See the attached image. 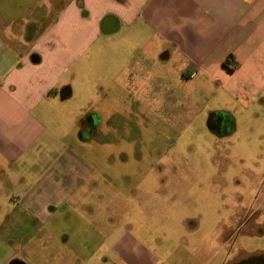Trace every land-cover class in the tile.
Listing matches in <instances>:
<instances>
[{
    "label": "crops",
    "instance_id": "0c3cea01",
    "mask_svg": "<svg viewBox=\"0 0 264 264\" xmlns=\"http://www.w3.org/2000/svg\"><path fill=\"white\" fill-rule=\"evenodd\" d=\"M102 50L109 95L142 115L221 97L231 108L209 110L229 122L211 132L219 141L236 134L239 108L264 104V0H0V264H193L170 249L188 248L196 222L181 232L151 217L80 153L104 128L80 136L97 97L87 85L75 114L70 83ZM64 122L71 142L57 132Z\"/></svg>",
    "mask_w": 264,
    "mask_h": 264
},
{
    "label": "rangeland",
    "instance_id": "374dc122",
    "mask_svg": "<svg viewBox=\"0 0 264 264\" xmlns=\"http://www.w3.org/2000/svg\"><path fill=\"white\" fill-rule=\"evenodd\" d=\"M102 54L97 63L82 67V79L70 83L73 97L66 102L76 114L89 97L83 92L87 85L97 97L93 110H98L104 129L98 144L80 150L82 157L108 185L146 200L151 217L169 220L181 232L185 222H196L195 229L182 236L188 248L172 245L173 262L186 251H191L193 264H232L247 255L264 254V104L252 109V115L238 106L236 134L219 141L207 121L209 110L231 108L218 103L221 97L196 103L194 113L179 107L157 120L155 115L145 116L144 110L140 116L133 109L138 105L129 108L124 95H109L105 74L110 59L104 50ZM111 122L123 124L112 127ZM75 131L70 134L64 122L57 132L71 142Z\"/></svg>",
    "mask_w": 264,
    "mask_h": 264
},
{
    "label": "flooded vegetation",
    "instance_id": "af4514ba",
    "mask_svg": "<svg viewBox=\"0 0 264 264\" xmlns=\"http://www.w3.org/2000/svg\"><path fill=\"white\" fill-rule=\"evenodd\" d=\"M165 100V99H164ZM137 103H138V99L135 100ZM138 108V106H137ZM137 108H133L135 109L134 111L137 112ZM157 109V108H156ZM158 110V109H157ZM139 115L142 116V113H140L138 111ZM164 113H168L167 109L164 108V110L162 111L161 109L156 112L155 114V119L157 120L159 115L160 114H163L164 116ZM162 116V115H161ZM141 118V117H140ZM93 119V120H92ZM126 118H124L125 120ZM229 122L224 119L221 118V116H216L212 119V122H211V132L214 133L215 135L217 136H220V134L227 130L228 128V124ZM121 124H123V122H111V125L112 127H114V125L116 126H120ZM152 125V124H151ZM154 125V124H153ZM157 125V124H155ZM101 126V122L99 120V115H93L92 118H90L89 116H86L84 117V119L82 120V125H81V128H80V136L83 138V139H86L90 134L93 135V137L95 138H98V135H99V128ZM130 127V124L128 125V128ZM153 127V126H152ZM155 127V126H154Z\"/></svg>",
    "mask_w": 264,
    "mask_h": 264
},
{
    "label": "trees",
    "instance_id": "16d2710c",
    "mask_svg": "<svg viewBox=\"0 0 264 264\" xmlns=\"http://www.w3.org/2000/svg\"><path fill=\"white\" fill-rule=\"evenodd\" d=\"M232 59L233 57L230 56L224 62V66L230 71L235 70L239 66V64L235 60L233 63ZM232 264H264V254L247 255L244 258L233 262Z\"/></svg>",
    "mask_w": 264,
    "mask_h": 264
},
{
    "label": "water",
    "instance_id": "95a60500",
    "mask_svg": "<svg viewBox=\"0 0 264 264\" xmlns=\"http://www.w3.org/2000/svg\"><path fill=\"white\" fill-rule=\"evenodd\" d=\"M71 89L70 88H66L61 92V99L62 101H65L67 99H69L71 97ZM213 115L210 116L209 118V123L212 121Z\"/></svg>",
    "mask_w": 264,
    "mask_h": 264
}]
</instances>
